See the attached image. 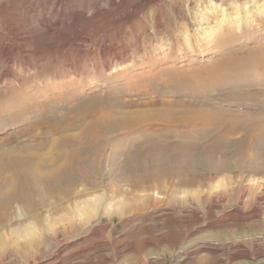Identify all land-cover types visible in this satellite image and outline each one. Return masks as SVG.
Here are the masks:
<instances>
[{
	"label": "rangeland",
	"instance_id": "374dc122",
	"mask_svg": "<svg viewBox=\"0 0 264 264\" xmlns=\"http://www.w3.org/2000/svg\"><path fill=\"white\" fill-rule=\"evenodd\" d=\"M4 1L8 22L42 19L52 1L74 16L59 29L35 33L28 55L19 45L9 64L0 55V264H53L57 257L58 264L263 259L250 253L230 259L237 249L227 238L230 200L248 202L246 211L264 202V72L250 68L249 58L226 74L211 71L226 46L214 47L209 25L192 14L221 18L215 7L225 2L228 17L244 16L245 6L255 13L264 0H167L162 11L147 6L125 24L111 21L110 7L91 16L105 0ZM177 8L191 22L175 15ZM166 23L179 27L182 42L164 36ZM188 28L200 38L190 62L176 50L188 46ZM263 30L239 44L264 45ZM85 31L83 43L63 41ZM171 51L179 58L159 57ZM246 75L262 76L261 85L244 82ZM261 239L246 249L263 251Z\"/></svg>",
	"mask_w": 264,
	"mask_h": 264
},
{
	"label": "bare ground",
	"instance_id": "6f19581e",
	"mask_svg": "<svg viewBox=\"0 0 264 264\" xmlns=\"http://www.w3.org/2000/svg\"><path fill=\"white\" fill-rule=\"evenodd\" d=\"M166 1L167 0H105L104 1V5H102L103 4L102 3L100 5H97L95 8H93L94 10H92L93 13L91 14V16L93 18H97L99 15L102 14V12L105 10V8H109L110 7L109 9L113 8L115 10L114 13H111V17H110L111 18V21L114 24H125V23H128V22H134V20L136 19V17L139 14H141L145 10V8L147 6H149V8L151 7L155 11H157L159 9L162 11L164 5L166 4ZM172 1H178V0H172ZM2 5H5V1L4 0H0V34L2 35L0 37V55H3L4 56V59H1V60H4L5 63L6 62L8 63L9 59L11 58V56H10L11 53L10 52L14 49L15 45H19V47L21 48L22 53H24L25 55H28L29 54V50H30V48L28 47V41L31 39L32 36H34L35 33H39L41 31L44 32V33H49L52 30L59 29L60 27L65 26L66 23L69 22L72 19V17L74 16V14L71 12L73 9L72 10L69 9V10H64L63 11L61 9V7L56 6L55 5V2L52 1L49 5L45 6L46 8H43L42 9V11H41L42 16H43L42 19L40 18V16L37 18L38 20L37 19H33V18H32V20H30L31 18L29 20H26V19H23V17H21V18H16V20H14V22H8L4 18L3 14L1 12V10H4V7H2ZM31 6L33 7V10H36L37 9L38 11H40V8H39L40 7V4H37L36 2H31ZM245 8H246L245 11L247 12V14L244 12L245 13L244 16H240V15H238L239 12H236L237 14L235 16L228 17L226 15L227 14V5H226L225 2H221L219 7H217V6L215 7V9H216L215 12L217 14H219V12H218L219 9L222 12L221 18L217 17L216 14H213L212 15L210 13H204V14H201V15H199L197 17L196 14L194 15V14L191 13L193 15V18L194 19H199V21H201V22L206 23V24L209 25L210 30H207L206 31V33H207L206 36L209 33V36H208L209 38L208 39L211 42H213L214 47L216 46V48L220 50L222 47H225L226 46V48L224 49V51L223 52L221 51V53L218 55V57L213 61V64H212V67H211V71H214L215 72V71H218L219 69H220V71H223V73L228 72V71H232L233 69L237 68V66H239V65L244 66V64H245L244 60L246 58H249L250 59V62H249V67L250 68H252V69H259V70H262V72H264V45H261L260 44V45H256V46H252V47H242L239 44L240 41H241V38H246V37H248L250 35H253L255 28H257V29L259 28L260 29V28L263 27V29H264V8H261L259 11H256L255 13L253 12V10L251 8H249V6H245ZM16 9H18V12L16 14H19V15L22 16L23 15V13H22L23 11L22 12L19 11L20 7L17 6ZM32 13H34V11ZM37 13H39V12H37ZM176 14H181V16L183 18H186V16H187V19L189 20L188 22H191V19L192 18H190L186 13L184 14L183 12H181V10L179 8H177L175 10V15ZM82 15H84V14L82 13ZM147 15L148 14H146L144 17H147ZM215 18H219V19L217 20V22L216 21L214 22L215 24H212L211 25V22L214 21ZM33 20H34V22H33ZM244 21L248 24V26H245V27L243 26ZM186 22H187V20H186ZM193 22H195V20ZM253 23H255L257 26L256 25H253ZM30 24H32V25L34 24V26L32 28H30ZM108 26H109V24H108ZM173 28L169 24L166 23L163 26V29H162L164 36L168 37V39L170 41L172 40L171 43H174V42L180 43V42H182L183 41V39H182L183 36L181 37L180 34H179V32L181 33V31H178L179 27H178V29H173ZM238 29H239V31H237ZM160 30H161V28H160ZM185 31H187L186 33H188L189 28L186 29ZM42 32H41V34H42ZM85 32L84 33H77L74 36H70V35L67 34V36L63 38V41H65L66 44H67V42H71L72 43V41L74 42V41H77V40H79V41L82 42L83 40H86L88 38V36H89V35H87V32L86 33ZM189 33L186 36V39H187V42H188L187 44H188L189 47L188 46L185 47L183 45H182L183 48L182 47L181 48L175 47V48H177L176 50L181 49V50H179L182 53V57L180 59H182V58L183 59H187L188 62H190L191 60H195L196 59V56L193 55V54L196 53V50H197L196 45H199V48H200V44H199L200 43V38L198 36L194 37L195 35L189 34ZM35 35H37V34H35ZM230 43H231V45H230ZM75 45H73V46H75ZM68 48H70V47H68ZM111 49H113V48H111ZM155 53L156 52H151V55L152 56H155ZM178 53L179 52L175 53V52H172L171 51V52H168V53L160 54L161 56H159V57H165L166 55H168V57L179 58ZM162 55H164V56H162ZM61 56H62V54H61ZM252 58H254V59H252ZM183 63H185V62H183ZM241 66H240V69L243 70ZM249 67H247V68H249ZM193 68L194 69H197L196 66L193 67ZM247 68L245 67V69H247ZM189 69L190 68L187 66V68L184 69V70H182L181 73H183L184 75H186L188 73ZM170 70H172V68H170ZM172 72L173 73H179L180 70H175L174 69V70H172ZM239 73H242V72H239ZM216 75H215V77H216ZM247 75L245 77H243V81L244 82L245 81H249V82L253 81V83L258 84V85L260 83H262L260 81V79L261 80L263 79L262 76L259 77L260 75L259 76H254V75L247 76ZM188 77L190 78V76H188ZM218 78H220V77H218ZM237 81L239 82L238 79H237ZM251 84H252V82H251ZM172 86H173V84H172ZM261 88H263V87L261 86ZM263 89H261V90H263ZM165 104L166 105H164V106L162 105L165 108L168 107L167 105L172 106L171 103H167L166 102ZM167 109H169V107ZM186 109L187 108H185V110ZM163 110H165V109L163 108ZM181 111L182 110H180V112ZM183 111H184V109H183ZM158 112H159V109H158ZM169 112H172V111H169ZM193 113H195V112H193ZM169 114H171V113H169ZM158 115H160V114H158ZM174 116H176V115H174ZM185 117L188 120V117L187 116H185ZM192 117H193V115H192ZM168 118H170V117L168 116ZM164 125H166V124H164ZM5 155H7V153ZM47 163L48 162H46L45 164H47ZM45 164H43V165L45 166ZM59 164H61V163H59ZM262 187H264V186H262ZM263 198H264V196H263ZM239 200H230L229 201V204H228L229 205V209H230V211L228 213L229 214L228 217L233 221L232 222L233 225H228L229 226V236H228L227 239H228V242L230 243V245L234 246L235 249H237V252L236 253H232L229 256V258L230 259H234V258H237L242 253H250L251 256H252V258H256V257L258 258L260 256L263 258V259H259L258 258L259 260H257L256 262H251L250 264H264V250L262 251L260 249H255V250L250 251V249L249 250L246 249L247 244L254 243V242L255 243L256 242H259L260 239L262 238V236L264 235V202H263V204H261L262 205V208H259L258 205L253 204L252 209H250L249 211H246V209L248 208V206L250 204H248V202L239 201ZM0 203H1V201H0ZM253 218L256 219V220H254ZM250 219H253V221L251 220V222H249L248 220H250ZM257 221L259 222L260 225L257 224ZM225 227H226V225H225ZM0 238L2 239V235H1ZM0 242H1V240H0ZM228 242H226V243H228ZM20 249H21V251H24V250H22L23 248H20ZM0 251H2V250H0ZM54 259H55L54 260L55 264L60 263V260L58 259V257L57 258H54ZM202 259L203 258L200 257L199 260L197 261V264H204ZM54 262H53V264H54Z\"/></svg>",
	"mask_w": 264,
	"mask_h": 264
}]
</instances>
